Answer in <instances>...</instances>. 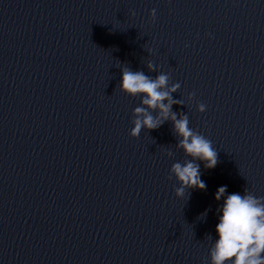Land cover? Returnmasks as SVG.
I'll list each match as a JSON object with an SVG mask.
<instances>
[{"label":"clouds","instance_id":"1","mask_svg":"<svg viewBox=\"0 0 264 264\" xmlns=\"http://www.w3.org/2000/svg\"><path fill=\"white\" fill-rule=\"evenodd\" d=\"M155 16L156 10L153 9V20ZM147 67L149 71L155 70L152 63ZM169 79L168 74L160 73L153 79L142 71L134 72L124 67L119 88L129 96L142 97L141 106L133 111L132 137H139L142 129H157L165 121H172L174 134L179 138L176 147L192 158L183 164L176 162L170 169L180 185L176 196L183 197L186 189H206L200 166L195 161L203 162L206 169H213L218 163V154L209 139L189 127L187 115L181 114L177 118V114L171 111L173 104L181 103L172 98L180 84L169 88ZM190 95L193 97L195 93ZM197 109L203 113L206 106L198 104ZM226 191V186H221L215 193V199L220 201L224 197V202L218 209L221 213L216 225L218 239L210 249L211 264H264V197L258 198L246 189L244 194L231 193L225 197Z\"/></svg>","mask_w":264,"mask_h":264}]
</instances>
